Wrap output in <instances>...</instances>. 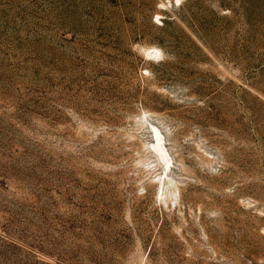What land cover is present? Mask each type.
<instances>
[{"label":"rangeland","instance_id":"374dc122","mask_svg":"<svg viewBox=\"0 0 264 264\" xmlns=\"http://www.w3.org/2000/svg\"><path fill=\"white\" fill-rule=\"evenodd\" d=\"M0 264H264V0H0Z\"/></svg>","mask_w":264,"mask_h":264},{"label":"bare ground","instance_id":"6f19581e","mask_svg":"<svg viewBox=\"0 0 264 264\" xmlns=\"http://www.w3.org/2000/svg\"><path fill=\"white\" fill-rule=\"evenodd\" d=\"M149 51L152 52V53H158L160 50L157 47L150 46V47L146 48V52H149ZM150 128H152V130H151L152 142L150 143V145H151L153 151L156 153V155L162 161V164H163V169H162L163 171H162V173L159 176L160 179H162L161 177H162L163 173H166L167 170H170V161L171 160H170V157L168 156V153L166 151L161 132L154 125L152 127H150ZM165 176L167 177V173H166ZM160 182H161V180H160ZM160 193L162 194V192H160Z\"/></svg>","mask_w":264,"mask_h":264}]
</instances>
